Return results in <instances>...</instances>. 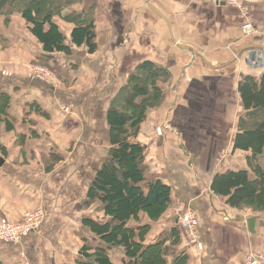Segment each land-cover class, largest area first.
Returning a JSON list of instances; mask_svg holds the SVG:
<instances>
[{"label": "crops", "instance_id": "obj_1", "mask_svg": "<svg viewBox=\"0 0 264 264\" xmlns=\"http://www.w3.org/2000/svg\"><path fill=\"white\" fill-rule=\"evenodd\" d=\"M138 2L82 0L65 8L53 22L69 54H45L20 15L0 17V92L10 98L6 114L0 113V223L18 222L28 210L44 214L39 230L20 243L0 242V264H83L84 245L87 253L105 248L83 223L102 220L95 204L86 206V194L109 149L106 112L112 97L143 60L171 73L161 85L163 105L151 110L138 138L149 175L171 187V203L158 221L140 213L129 226L149 225L144 244H153L180 227L178 213L189 208L199 220L202 250L189 246L179 228L175 248L187 255L186 264H243L248 252L264 253V211L230 208L209 188L215 173L248 168L251 152L233 149L245 114L238 84L242 76L262 74L249 70L243 54L259 47L264 52V0L250 5L255 32L249 35L241 30L239 13L226 5ZM83 12L94 13L93 54L70 44L74 25L63 20ZM29 63L61 68L69 81L43 82L29 75ZM157 125L165 128L158 137ZM107 254L112 264H123L121 247Z\"/></svg>", "mask_w": 264, "mask_h": 264}, {"label": "trees", "instance_id": "obj_2", "mask_svg": "<svg viewBox=\"0 0 264 264\" xmlns=\"http://www.w3.org/2000/svg\"><path fill=\"white\" fill-rule=\"evenodd\" d=\"M70 3V0H0V17L6 20L20 15L30 25V33L45 54H69L70 46L53 19L61 18ZM63 20L74 25L70 44L83 46L88 54H93L97 50L94 13H71L63 16ZM170 78L166 67L143 60L113 95L106 112L110 148L94 175L85 202L86 206H97L94 211L102 214V220L83 221L105 248L87 253L90 248L84 245L83 264H112L107 252L114 247L122 248L123 264L187 263V255L183 253L174 256L171 263L167 259L169 245L174 248L179 242L181 227L175 226L166 238L145 245L149 225L136 229L129 226L132 221L138 222L140 213L152 222L158 221L171 203V187L149 175L144 162L145 146L137 140L148 110L159 109L165 100L166 94L159 84ZM238 93L245 114L239 117L233 149L251 152L246 159L248 168L215 173L209 188L213 195L224 198L230 208L264 211V74L258 78L254 73L242 76ZM9 100L8 95L0 92L1 114H6Z\"/></svg>", "mask_w": 264, "mask_h": 264}, {"label": "built area", "instance_id": "obj_3", "mask_svg": "<svg viewBox=\"0 0 264 264\" xmlns=\"http://www.w3.org/2000/svg\"><path fill=\"white\" fill-rule=\"evenodd\" d=\"M190 3L206 2L214 5H226L235 9L241 18V30L244 35L254 33L252 25V17L250 5L259 0H188ZM257 56L261 57L262 62L258 63ZM249 70L253 72L264 73V52L261 47L251 48L243 54ZM27 70V69H26ZM35 75V77L43 79L46 77L44 71L40 67L33 66L27 70ZM47 79V78H46ZM44 219L42 209L28 210L23 213L18 222H2L0 223V242L18 244L23 237L39 230ZM177 224L186 231L188 244L194 246L197 250H202V242L197 234L198 219L194 212L190 209L179 211ZM243 264H264V253L248 252L243 258Z\"/></svg>", "mask_w": 264, "mask_h": 264}, {"label": "rangeland", "instance_id": "obj_4", "mask_svg": "<svg viewBox=\"0 0 264 264\" xmlns=\"http://www.w3.org/2000/svg\"><path fill=\"white\" fill-rule=\"evenodd\" d=\"M71 1V3H70V5L69 6H71V5H73V4H79V3H81L82 2V0H70ZM83 1H89V0H83ZM101 1H104V0H101ZM131 1V0H130ZM124 2H125V0H124ZM139 4H141V6L142 5H144L143 4V0H139V2H138ZM130 5H131V3H130ZM68 6V7H69ZM84 8H85V5L83 6ZM68 10H71V8L69 7L68 8ZM84 10H87V7L84 9ZM89 10V9H88ZM64 12V10L62 11V13ZM75 12V11H74ZM50 60L49 59H47V62H49ZM33 66H36V67H40V68H42V70L44 71V73H45V75H46V77L45 78H43V79H40V78H38V79H40L41 81H43V82H46V83H50V84H52V85H57V86H60L61 85V78L60 77H62V78H64L65 80H66V84H67V82L69 81L68 79H67V75L65 74V77H63L62 76V71H61V68H55L54 67V69L53 68H50V67H47L46 65H43V64H38V63H29L28 65H25V68L28 70H30L31 69V67H33ZM70 66V65H69ZM29 73V75H31L32 77H35V75L34 74H32V73H30V72H28ZM256 73H258V72H256ZM262 74H264V73H262ZM47 78V79H46ZM63 81V80H62ZM162 84H159V87L161 88V90L163 91V89H162V86H161ZM164 93H165V91H164ZM113 98V97H112ZM164 103V102H163ZM163 105V104H162ZM172 108V106H170V109ZM156 110H158V109H155V111ZM168 111H170V110H168ZM169 113V112H168ZM151 116H153V115H151V110L149 111L148 110V112H147V116H146V120H144V124H145V121H147L149 118H151ZM167 127V126H166ZM167 130V129H166ZM163 131H165V128L163 127V126H159V125H157L155 128H154V133H155V136L156 137H158V136H160L161 134H162V132ZM139 138V137H138ZM138 140V139H137ZM141 144H143L141 141H139ZM109 148H110V146H109ZM261 159H260V157H259V161H260ZM148 167V166H147ZM189 209V208H188ZM195 214V213H194ZM196 215V214H195ZM197 217V216H196ZM198 219V218H197ZM177 222V221H176ZM198 222H199V220H198ZM177 224V223H176ZM178 225V224H177ZM198 228V227H197ZM173 230V227L171 228V231ZM182 230H184V229H182ZM170 231V230H169ZM185 231V230H184ZM186 232V231H185ZM197 234H198V232H197ZM199 236V235H198ZM166 238V235H164V234H162L159 238ZM186 237H187V233H186ZM161 238V239H162ZM200 239V238H199ZM170 243H168L167 245H169ZM187 244H188V237H187ZM189 245V244H188ZM190 246V245H189ZM194 247V246H193ZM168 250H169V253H168V257H167V259L169 258V259H173L174 258V256H176V255H178V254H180L179 252H178V249H176L175 247L173 248V246L170 244L169 245V248H168Z\"/></svg>", "mask_w": 264, "mask_h": 264}, {"label": "water", "instance_id": "obj_5", "mask_svg": "<svg viewBox=\"0 0 264 264\" xmlns=\"http://www.w3.org/2000/svg\"><path fill=\"white\" fill-rule=\"evenodd\" d=\"M148 6L149 9H151L156 15H158L161 19H163L165 22L166 20L164 19V17H162V15L152 6L149 4V2H147L146 4ZM2 161L0 160V165H1Z\"/></svg>", "mask_w": 264, "mask_h": 264}, {"label": "bare ground", "instance_id": "obj_6", "mask_svg": "<svg viewBox=\"0 0 264 264\" xmlns=\"http://www.w3.org/2000/svg\"><path fill=\"white\" fill-rule=\"evenodd\" d=\"M223 5V4H222ZM257 59H259V60H257V62L258 63H261L262 62V60H261V57L260 56H257Z\"/></svg>", "mask_w": 264, "mask_h": 264}]
</instances>
